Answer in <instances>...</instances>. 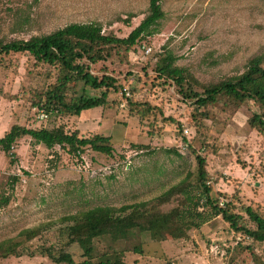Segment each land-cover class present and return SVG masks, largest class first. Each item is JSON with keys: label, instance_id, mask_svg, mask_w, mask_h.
I'll use <instances>...</instances> for the list:
<instances>
[{"label": "rangeland", "instance_id": "rangeland-1", "mask_svg": "<svg viewBox=\"0 0 264 264\" xmlns=\"http://www.w3.org/2000/svg\"><path fill=\"white\" fill-rule=\"evenodd\" d=\"M160 4L165 16L157 32L140 39L127 58L120 52L90 62L92 73L116 78L118 90L109 91L106 106L80 115L50 111L40 119L36 102L56 83L58 66L38 63L28 53L1 57V131L15 123L61 126L84 137L110 136L113 151L88 147L70 154L30 136L15 143L13 155L0 149V241L21 240L19 255L0 258V264H66L53 261L47 249L85 259L77 243H66L65 228L98 206L111 207L114 215L156 216V223L134 227L120 240L96 238L93 260L119 253L129 264H264V242L236 233L221 216L193 225L186 197L198 182L202 155L219 202L233 201L242 223L256 228L245 207L264 214V136L248 124L258 104L221 94L197 111L175 80L156 79L164 50L177 56L185 82L200 92L239 76L257 59L264 66V0ZM148 12L149 0H0V40L29 39L70 23L97 24L105 34L126 37ZM84 88L88 96L102 93L79 82L68 100ZM179 226L182 235L174 237ZM34 227H40L35 238L19 236Z\"/></svg>", "mask_w": 264, "mask_h": 264}, {"label": "trees", "instance_id": "trees-1", "mask_svg": "<svg viewBox=\"0 0 264 264\" xmlns=\"http://www.w3.org/2000/svg\"><path fill=\"white\" fill-rule=\"evenodd\" d=\"M162 0H149V12L128 36L119 37L114 34H105L102 27L92 23H70L51 33L33 36L29 39H17L4 42L0 40V60L3 54L12 52L28 53L36 62L56 65L59 73L56 83L45 92L43 102H36L58 114L68 113L80 115L86 110L108 104V94L111 89L118 90L117 80L113 76L104 74L98 76L92 73L90 64L100 60H107L113 53H123L127 58L130 49L145 35L157 32L158 21L165 16L161 6ZM126 23L130 20L127 18ZM85 60V61H84ZM177 56L170 50H164L158 59L156 79L168 81L172 78L178 86V91L186 99H193L195 109L207 108L216 102L221 94H226L236 100H253L259 106V111L254 112L248 119L249 126L264 136V66L260 60L253 61L239 76L223 81L205 89L203 92L195 90L190 83L185 82L183 68L176 65ZM91 62V63H90ZM79 82L85 86L102 90L100 96H88L86 88L83 93L68 100L69 89ZM130 103L133 102L130 100ZM151 108L145 109L148 112ZM206 111L200 113L203 117ZM142 116L144 112H140ZM198 115V114H197ZM196 117V116H195ZM182 130V129H181ZM30 136L34 143H42L52 149L59 145L70 154H80L90 147L96 152L110 155L113 151L111 137L101 134L84 137L78 131L67 132L61 126L54 128H30L20 124H13L11 128L0 136V149L7 155H13L15 143L22 137ZM199 165V179L192 190L186 192L189 201L187 212L193 217V225L200 226L211 219L221 216L229 222L231 228L237 233L241 232L249 237L252 242H264V214L259 213L249 205L245 207L249 218L256 224L250 228L242 223V215L235 212L233 201L221 204L218 194L214 193L209 182V173L206 169V158L197 155ZM156 216H138L130 213L128 216L114 215L111 207L98 206L78 218L75 223L65 228L68 244L77 243L83 250L85 259L76 261L73 254L65 250L55 253L50 249L46 255L57 263L66 264H129L123 260L121 254L114 256L102 255L98 260H93L94 240L103 236H110L113 240L126 237L132 228L141 224H155ZM145 221V222H144ZM184 221V220H183ZM144 222V223H142ZM180 222L176 225H180ZM183 223V222H182ZM154 226V225H153ZM171 226V224H170ZM40 227L25 228L20 233L24 240H31L39 234ZM181 228L176 227L174 237H181ZM184 233V232H183ZM20 241L9 238L0 241V258L10 255H19ZM251 246V244H248Z\"/></svg>", "mask_w": 264, "mask_h": 264}, {"label": "built area", "instance_id": "built-area-1", "mask_svg": "<svg viewBox=\"0 0 264 264\" xmlns=\"http://www.w3.org/2000/svg\"><path fill=\"white\" fill-rule=\"evenodd\" d=\"M49 113L46 111L45 108L39 109V118L42 120H46L48 118ZM186 132H188V128L185 129ZM223 204V202H221Z\"/></svg>", "mask_w": 264, "mask_h": 264}, {"label": "crops", "instance_id": "crops-1", "mask_svg": "<svg viewBox=\"0 0 264 264\" xmlns=\"http://www.w3.org/2000/svg\"><path fill=\"white\" fill-rule=\"evenodd\" d=\"M13 125V124H12ZM11 125V126H12ZM11 128V127H10ZM10 128L5 129V131L0 130V136H3Z\"/></svg>", "mask_w": 264, "mask_h": 264}]
</instances>
